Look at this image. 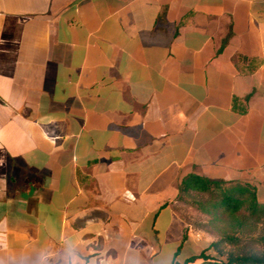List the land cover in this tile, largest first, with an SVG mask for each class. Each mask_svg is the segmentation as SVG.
I'll use <instances>...</instances> for the list:
<instances>
[{"label": "crops", "instance_id": "obj_1", "mask_svg": "<svg viewBox=\"0 0 264 264\" xmlns=\"http://www.w3.org/2000/svg\"><path fill=\"white\" fill-rule=\"evenodd\" d=\"M189 171L264 201V0H0V264L183 261Z\"/></svg>", "mask_w": 264, "mask_h": 264}, {"label": "trees", "instance_id": "obj_2", "mask_svg": "<svg viewBox=\"0 0 264 264\" xmlns=\"http://www.w3.org/2000/svg\"><path fill=\"white\" fill-rule=\"evenodd\" d=\"M189 191L208 192L215 195L213 199L207 202L206 206L209 211H221L236 217L239 210L245 208L249 215H264V201L259 200L256 186L250 181L208 177L196 171H189L179 181L178 192L174 199ZM173 200L171 201L172 204ZM185 238L186 233L183 236V240ZM236 240L237 237L235 235L227 233L219 239L209 241L199 253L189 255L183 261L175 259L178 252L177 249L170 264H189L190 261L198 257L201 258L200 264H264V251L228 252L225 258L212 255L210 248L220 252L222 243Z\"/></svg>", "mask_w": 264, "mask_h": 264}, {"label": "rangeland", "instance_id": "obj_3", "mask_svg": "<svg viewBox=\"0 0 264 264\" xmlns=\"http://www.w3.org/2000/svg\"><path fill=\"white\" fill-rule=\"evenodd\" d=\"M214 197L208 192L189 191L175 198L173 205L187 220V227L199 231L207 242L227 233L237 237L234 242L222 243L220 252L210 248L213 256L225 258L228 252L264 251V215H249L245 208L240 209L236 217L209 211L207 202Z\"/></svg>", "mask_w": 264, "mask_h": 264}, {"label": "clouds", "instance_id": "obj_4", "mask_svg": "<svg viewBox=\"0 0 264 264\" xmlns=\"http://www.w3.org/2000/svg\"><path fill=\"white\" fill-rule=\"evenodd\" d=\"M64 264H79V259L74 255L65 253Z\"/></svg>", "mask_w": 264, "mask_h": 264}]
</instances>
